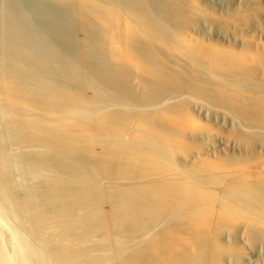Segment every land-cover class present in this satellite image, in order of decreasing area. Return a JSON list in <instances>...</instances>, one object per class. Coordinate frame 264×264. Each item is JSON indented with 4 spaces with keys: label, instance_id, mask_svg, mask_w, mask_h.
Listing matches in <instances>:
<instances>
[{
    "label": "bare ground",
    "instance_id": "obj_1",
    "mask_svg": "<svg viewBox=\"0 0 264 264\" xmlns=\"http://www.w3.org/2000/svg\"><path fill=\"white\" fill-rule=\"evenodd\" d=\"M0 264H264V0H0Z\"/></svg>",
    "mask_w": 264,
    "mask_h": 264
}]
</instances>
